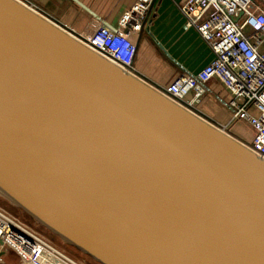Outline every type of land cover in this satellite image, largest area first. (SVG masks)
<instances>
[{
    "label": "water",
    "instance_id": "water-1",
    "mask_svg": "<svg viewBox=\"0 0 264 264\" xmlns=\"http://www.w3.org/2000/svg\"><path fill=\"white\" fill-rule=\"evenodd\" d=\"M0 195L97 264H264V158L20 0H0Z\"/></svg>",
    "mask_w": 264,
    "mask_h": 264
},
{
    "label": "built area",
    "instance_id": "built-area-1",
    "mask_svg": "<svg viewBox=\"0 0 264 264\" xmlns=\"http://www.w3.org/2000/svg\"><path fill=\"white\" fill-rule=\"evenodd\" d=\"M156 0H136L116 30L92 17L84 27H61L86 46L133 73L137 50L143 36V25ZM188 25L197 30L215 53V60L193 75L180 67L173 68L155 88L194 110L206 93V85L219 79L231 92L233 121L246 120L255 130L253 143L246 145L264 158V0H188L180 7ZM243 22V24H242ZM254 33L247 36L244 27ZM258 110V115L252 112ZM195 111V110H194ZM0 238L5 252L0 264H81L35 231L0 210Z\"/></svg>",
    "mask_w": 264,
    "mask_h": 264
},
{
    "label": "crops",
    "instance_id": "crops-1",
    "mask_svg": "<svg viewBox=\"0 0 264 264\" xmlns=\"http://www.w3.org/2000/svg\"><path fill=\"white\" fill-rule=\"evenodd\" d=\"M20 1L62 27L75 25L80 29L86 26L92 19L91 11L105 21L103 24L111 30L119 27L121 19L126 14L120 11V3L129 2L127 8L130 9L136 3V0H77L79 3L76 0ZM185 1L156 0L149 11L150 19L154 17L151 35L145 28L135 56L132 74L153 87L159 85L175 67L196 75L215 60L212 48L195 28L188 25L186 17L183 16L180 7ZM244 31L254 41L252 26H245ZM262 51L264 52V44ZM225 88L219 79H212L206 85V93L194 110L214 125L225 128L230 134L235 135L230 130L234 117L230 107L231 92Z\"/></svg>",
    "mask_w": 264,
    "mask_h": 264
},
{
    "label": "rangeland",
    "instance_id": "rangeland-1",
    "mask_svg": "<svg viewBox=\"0 0 264 264\" xmlns=\"http://www.w3.org/2000/svg\"><path fill=\"white\" fill-rule=\"evenodd\" d=\"M188 0H186L182 6H184L187 3ZM129 5V2L127 4L120 3L119 6H121V12H127L130 10V8L127 6ZM181 6V7H182ZM35 10V9H34ZM38 12V11H37ZM39 13V12H38ZM125 14V13H124ZM226 89V88H225ZM227 90V89H226ZM229 91V90H228ZM252 112L256 115H258V110L253 109ZM233 116H234V112ZM231 126V132H233L235 135L238 137L242 138L248 143H253L254 138H255V130L253 126L246 120H237L232 123ZM0 210L5 212L6 214L10 215L12 218L17 220L18 222L24 224L28 228L32 229L35 231L38 235L46 239L48 242L53 244L55 247L60 249L62 252L73 258L74 260L78 261L81 264H97L95 263L92 259L86 257L85 255H81L80 252L77 250H73L66 245L62 244L61 242L57 241L54 237H52L50 234H48L46 231H44L42 228L37 226L31 218H29L27 215L23 214L22 212L18 211L16 208L12 207L9 205L6 201H4L0 197ZM14 264H21L20 260L13 258Z\"/></svg>",
    "mask_w": 264,
    "mask_h": 264
},
{
    "label": "trees",
    "instance_id": "trees-1",
    "mask_svg": "<svg viewBox=\"0 0 264 264\" xmlns=\"http://www.w3.org/2000/svg\"><path fill=\"white\" fill-rule=\"evenodd\" d=\"M0 197L6 201L9 205H11L12 207L16 208L18 211L22 212L21 210H19L17 207H15L13 204H11L6 198H4L3 196L0 195ZM23 213V212H22ZM24 214V213H23ZM33 221V220H32ZM34 222V221H33ZM35 223V222H34ZM37 226H39L40 228H42L44 231H46L48 234H50L52 237H54L55 239H57V241L61 242L62 244L66 245L67 247L73 249L72 247H70L67 243H65L62 239H60L59 237H57L56 235H54L53 233H51L50 231L46 230L45 228H43L41 225H39L38 223H35ZM75 250V249H73ZM81 254V253H80ZM83 255V254H81ZM14 255H11L10 257H8L7 259L9 260H13Z\"/></svg>",
    "mask_w": 264,
    "mask_h": 264
},
{
    "label": "bare ground",
    "instance_id": "bare-ground-1",
    "mask_svg": "<svg viewBox=\"0 0 264 264\" xmlns=\"http://www.w3.org/2000/svg\"><path fill=\"white\" fill-rule=\"evenodd\" d=\"M73 36V35H72ZM77 39V38H76Z\"/></svg>",
    "mask_w": 264,
    "mask_h": 264
}]
</instances>
